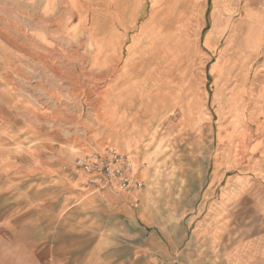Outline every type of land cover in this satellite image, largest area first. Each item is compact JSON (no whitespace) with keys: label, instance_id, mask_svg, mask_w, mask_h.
Returning a JSON list of instances; mask_svg holds the SVG:
<instances>
[{"label":"rangeland","instance_id":"1","mask_svg":"<svg viewBox=\"0 0 264 264\" xmlns=\"http://www.w3.org/2000/svg\"><path fill=\"white\" fill-rule=\"evenodd\" d=\"M71 1L0 4V264H155L160 240L181 251L197 239L184 217L220 154L237 167L256 152V130L244 127L250 59L221 29L212 48L199 37V81L174 82L170 92V82L155 84L144 70L137 84L126 47L112 46L107 29L137 31L172 3ZM206 1L210 24L214 0ZM171 16L156 29H169ZM186 44L176 50L186 53ZM107 147L138 167L145 186L137 204L101 199L75 173L78 157ZM122 202L130 212L119 213ZM192 248L191 263L201 264V240ZM94 250L109 257L94 258Z\"/></svg>","mask_w":264,"mask_h":264},{"label":"crops","instance_id":"2","mask_svg":"<svg viewBox=\"0 0 264 264\" xmlns=\"http://www.w3.org/2000/svg\"><path fill=\"white\" fill-rule=\"evenodd\" d=\"M167 1L172 4L156 10L149 24L146 23L137 31L107 29V40L111 39L112 46L117 48L126 47L128 56L125 62L130 66L128 73L134 76L132 80L141 84V74L145 70L155 84L170 82L172 92L174 82L186 83L200 79L199 37L205 34L204 44L206 48H212L215 35L221 29H231L232 41H237L240 45L236 46L237 49L245 52L246 58L250 59L251 103L244 113V127L250 125L252 131L256 130L253 140L256 141L257 148L247 164L237 167H227V156L220 154L219 164L212 167L205 183L195 191L192 206L184 220L187 231L192 230L191 236L197 237L191 244L200 240L202 242L201 264H264V0H214L210 24L206 21L209 3L206 0ZM3 2L4 0H0V4ZM69 2L73 7V1ZM167 10L172 14L168 20L171 22L170 28L156 29L166 21L163 15L168 13ZM153 19L154 29H147V26H152ZM168 36H171L170 43H166ZM185 39L187 52L179 53L176 49L184 47ZM180 42L183 44L180 45ZM169 47L171 54L167 50ZM220 67H216V70ZM186 68L188 71L185 73L182 69ZM164 89L167 90V86L159 87V90ZM222 99L223 96L218 103ZM219 141L222 145L225 138L219 135ZM137 170L138 167L133 172ZM97 194L102 195L101 199L106 201L118 197L123 201L132 198L130 194L111 191ZM126 203L116 204L120 214L131 211ZM114 207L115 205H111L110 209L113 211ZM89 234L90 240L95 235L92 240L97 241V233ZM108 238L105 235L101 241ZM191 244L189 248L180 251L178 244L174 245L172 239L170 250H166L160 240V250L155 252V264H164V254L167 264H200L198 260L195 261L199 250L193 249ZM94 251V258L109 257V250ZM192 256L195 258L191 263ZM91 264H99V261Z\"/></svg>","mask_w":264,"mask_h":264},{"label":"built area","instance_id":"3","mask_svg":"<svg viewBox=\"0 0 264 264\" xmlns=\"http://www.w3.org/2000/svg\"><path fill=\"white\" fill-rule=\"evenodd\" d=\"M74 171L79 176H87L88 186L94 192L130 194L135 204L139 201L138 194L145 186L143 180L135 178L127 154L114 147H107L104 151L92 149L89 154L78 157L74 163Z\"/></svg>","mask_w":264,"mask_h":264},{"label":"bare ground","instance_id":"4","mask_svg":"<svg viewBox=\"0 0 264 264\" xmlns=\"http://www.w3.org/2000/svg\"><path fill=\"white\" fill-rule=\"evenodd\" d=\"M131 160V159H130ZM132 163V162H131Z\"/></svg>","mask_w":264,"mask_h":264}]
</instances>
